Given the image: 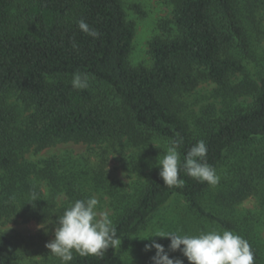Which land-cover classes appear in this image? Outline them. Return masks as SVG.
<instances>
[{
  "label": "trees",
  "instance_id": "obj_1",
  "mask_svg": "<svg viewBox=\"0 0 264 264\" xmlns=\"http://www.w3.org/2000/svg\"><path fill=\"white\" fill-rule=\"evenodd\" d=\"M169 1L177 35L150 42L152 67H132L135 28L122 0H0V221L54 222L69 202L82 199L68 190L69 202L63 207L44 200L33 177L65 191L57 182L56 160L22 161L30 150L38 153L61 143L91 146L124 137L134 145L155 137L169 145L182 141L177 148L182 164L189 149L203 140L206 160L216 174L228 158L259 145L258 178H264V77L253 80L244 63L253 57L252 29L258 27L256 14L264 10V0ZM80 20L97 30L99 38L83 33ZM77 71L90 77L87 89L71 86ZM236 75L244 79L232 86ZM202 82L251 97L252 104L209 120L205 130L195 135L183 116L182 99ZM11 96L29 112L25 118L20 119L17 108L9 104ZM179 178L181 186L165 187L158 167L135 198L113 189L112 221L120 243L102 256L74 253L70 264H115L125 241L145 229L176 197L185 200L198 219L247 240L255 264H264L249 232L201 204L211 185L196 181L183 169ZM253 188L245 181L230 192L227 203L244 201ZM19 257L0 233V264L32 263ZM35 264L60 261L51 256Z\"/></svg>",
  "mask_w": 264,
  "mask_h": 264
},
{
  "label": "rangeland",
  "instance_id": "obj_2",
  "mask_svg": "<svg viewBox=\"0 0 264 264\" xmlns=\"http://www.w3.org/2000/svg\"><path fill=\"white\" fill-rule=\"evenodd\" d=\"M122 2L127 19L135 28L130 65L152 67L150 42L156 37L171 39L177 35L173 23V5L169 0ZM256 15L258 27L256 30L252 29L253 25L251 27L254 32L253 57L245 59L244 63L248 75L259 82L264 77V10ZM243 79V75L233 76L231 85L236 86ZM182 101L183 116L192 132L198 135L205 130L209 120L240 112L249 107L253 99L228 93L212 82H202L193 92L185 95ZM9 104L17 108L20 119L29 114L17 102L16 96L9 98ZM169 146L166 140L158 137L142 145H134L128 137L91 146L61 143L38 153L30 150L23 155L22 161L39 163L51 158L56 160L57 182L65 191L58 192L49 181L33 177V183L42 191L44 200H50L60 208L69 202L65 193L68 190L75 196L80 194L82 199L95 196L99 201L98 211H108L112 220L115 214L113 204H116L111 193L113 189H122L125 194L135 198L153 169L158 168L156 162L163 158ZM259 155L260 146L255 145L248 151L228 158L217 174L220 178L218 184L211 185L200 201L207 211L249 232L264 260V178H258L261 169ZM245 181L254 186L251 195L240 203L229 205L226 198ZM37 225L36 222L25 223L20 218L0 221V233L12 244L14 254L23 257V262L35 264L51 258L45 245L54 238V228L48 227L46 233L37 230ZM209 229L219 230L198 219L188 203L176 197L154 216L145 229L125 241L115 264H153L151 258L155 255V249L145 250V245L151 243V240L145 238L154 233L181 230L187 234H198ZM153 239L168 250L169 238ZM169 256L190 264L180 251L169 252Z\"/></svg>",
  "mask_w": 264,
  "mask_h": 264
},
{
  "label": "clouds",
  "instance_id": "obj_3",
  "mask_svg": "<svg viewBox=\"0 0 264 264\" xmlns=\"http://www.w3.org/2000/svg\"><path fill=\"white\" fill-rule=\"evenodd\" d=\"M78 28L93 38L100 36V33L84 20L78 22ZM73 47L77 45L74 43ZM89 80L88 74L77 71L72 76L71 86L84 90L89 87ZM181 142L174 141L167 148L163 158L156 162L164 186H181V169L198 182H207L212 186L218 184L220 178L215 168L206 160V143L200 140L193 145L181 164L177 151ZM98 204L95 196L78 199L64 208L63 213L58 215L54 222L45 220L37 225V230L47 233L48 224L54 223V238L48 241L45 247L50 256L59 259L60 264H70L74 253L81 257L102 256L110 247L115 248L120 243L121 238L109 212L98 211ZM154 237L169 238L168 250L153 239ZM145 239L151 240V243L145 245V250L155 249V255L151 258L153 264H184L180 258H170L169 252L176 251H180L190 264H255L254 253L248 241L230 230L209 229L198 234H187L181 230L160 231Z\"/></svg>",
  "mask_w": 264,
  "mask_h": 264
}]
</instances>
